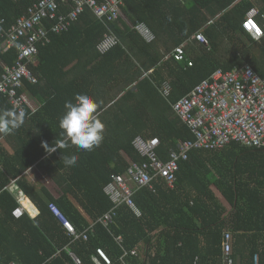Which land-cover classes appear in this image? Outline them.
I'll return each instance as SVG.
<instances>
[{
  "label": "trees",
  "instance_id": "trees-1",
  "mask_svg": "<svg viewBox=\"0 0 264 264\" xmlns=\"http://www.w3.org/2000/svg\"><path fill=\"white\" fill-rule=\"evenodd\" d=\"M36 1L0 0L6 26ZM258 2L256 21L263 30L258 40L241 27L253 7L249 0H124L123 17L106 21L85 8L67 30L50 31L49 41L38 43V62L30 66L38 81H24L37 110L30 114L26 108L24 124L9 134L13 153L0 142V264H76L70 253L80 264H95L97 248L111 264H223L225 229L231 232L234 261L239 257L240 264H252L257 254L264 264V147L231 142L222 149L193 150L180 162L173 189L158 181L155 192L134 193L139 215L121 204L107 226L96 221L113 206L103 191L110 175L126 170V158L144 160L132 145L135 137H157L164 160L179 140L193 138L170 102L218 68L249 63L264 77V0ZM138 24L153 34L151 41L142 37ZM44 25L51 26L45 20ZM109 30L118 43L100 53L96 46ZM197 31L206 45L192 39L185 46L186 61L165 59ZM16 56L13 47L1 50L0 72ZM164 81L171 86L169 100L157 89ZM77 93L98 101L103 141L91 151L70 146L47 153L42 145L60 139L64 102ZM6 108L11 106L3 99L0 110ZM72 154L78 155L77 164L66 166L64 157ZM29 168L43 184L54 181L56 193L42 185L43 199L27 186L22 174ZM12 180L38 209L36 217L12 215L19 206ZM50 204L77 232L86 230L87 239L74 240ZM133 249L136 255L130 254Z\"/></svg>",
  "mask_w": 264,
  "mask_h": 264
},
{
  "label": "built area",
  "instance_id": "built-area-1",
  "mask_svg": "<svg viewBox=\"0 0 264 264\" xmlns=\"http://www.w3.org/2000/svg\"><path fill=\"white\" fill-rule=\"evenodd\" d=\"M123 3L124 0H101L100 3L97 0H37L28 7L25 14L9 26H6V19L0 16V51L13 47L17 54L13 64L4 67L0 72V107L3 99H6L11 107L19 106L24 111L27 108L30 114H33L37 108L26 94L24 81L30 84L38 81L30 69L31 65L38 62V43L48 42L50 31L60 33L67 30L85 8L96 17L105 18L106 21L123 17L121 10ZM59 6L66 10L65 14L61 8L59 11ZM258 15L257 8H250L241 24L243 30L254 40L263 36V30L256 21ZM261 16L264 19V13ZM44 20L51 24L48 26L49 30L45 28ZM136 29L146 41L153 39V34L144 24H138ZM192 39L207 44L201 31H197L187 41L174 47L165 59L173 57L175 61H186L185 46ZM117 43L118 39L109 30L96 48L100 53H104ZM187 64L191 66L192 62L189 60ZM157 89L169 100L171 94L169 81L162 82ZM170 106L175 116L189 129L193 138L179 140L175 148L168 149L167 159L164 160L158 153L160 141L157 137H135L132 145L144 160L139 163L128 159V166L124 172L110 175V180L103 191L113 206L99 217L97 222L107 226L115 216V208L121 204L127 205L139 215L133 201L134 193L141 188L155 192L158 181L173 189L180 162L187 160L193 150L222 149L231 142L244 147H264V77L259 76L249 63L226 71L216 69L187 94L175 102H170ZM23 198L18 190L16 199L19 206L12 211V215L19 218L27 212L30 217H36L37 213L23 206ZM50 210L61 219L64 228L74 240L87 239L86 230L77 232L54 204H50ZM222 236L223 264H234L231 257L230 230L225 229ZM117 240L121 241L120 238ZM130 254L136 255L137 251L133 249ZM70 255L76 264H80V260L73 253ZM92 259L95 264H111L110 259L100 248L96 249V255ZM252 264H259L257 254L253 256Z\"/></svg>",
  "mask_w": 264,
  "mask_h": 264
},
{
  "label": "clouds",
  "instance_id": "clouds-1",
  "mask_svg": "<svg viewBox=\"0 0 264 264\" xmlns=\"http://www.w3.org/2000/svg\"><path fill=\"white\" fill-rule=\"evenodd\" d=\"M99 103L87 93H77L71 100H66L58 119L60 139L53 144L43 143L47 153L75 146L78 149L91 151L98 147L104 138V124L99 119ZM27 113L13 106L0 110V134L8 135L19 129L25 121ZM78 155L64 157L66 166H75Z\"/></svg>",
  "mask_w": 264,
  "mask_h": 264
},
{
  "label": "crops",
  "instance_id": "crops-1",
  "mask_svg": "<svg viewBox=\"0 0 264 264\" xmlns=\"http://www.w3.org/2000/svg\"><path fill=\"white\" fill-rule=\"evenodd\" d=\"M250 2L253 3V7L255 8H259V2L258 0H249ZM243 20V19H242ZM189 44V43H188ZM0 142L2 143V145L8 150L9 153H13L14 147H15V141L14 139L8 134L6 136H0ZM128 159V158H126ZM33 168V167H32ZM34 169H27L22 175L26 180L27 186H29L35 193H37L38 195H40L43 199H45V195L43 194V191L41 189V186L44 185L47 189H49L52 194L56 193V184L54 183V181H52L51 179H44V184L40 181V179L36 176V174L33 172ZM16 184V187H15ZM11 188L14 189V195L15 197L17 196V191L19 190L22 195H23V200L26 199L28 201V203L31 205L30 210L34 211L35 214L37 213L38 209L32 204V202L30 201L29 198H27V196L24 194V192L21 190L20 187H18L17 183H15V180L11 181ZM23 206H25L23 204ZM26 207V206H25ZM29 208V207H28ZM81 213L85 216V218L90 222L91 224V219L90 217L83 211H81ZM241 260L239 257H237L234 261V264H240ZM258 263H259V259H258Z\"/></svg>",
  "mask_w": 264,
  "mask_h": 264
},
{
  "label": "bare ground",
  "instance_id": "bare-ground-1",
  "mask_svg": "<svg viewBox=\"0 0 264 264\" xmlns=\"http://www.w3.org/2000/svg\"><path fill=\"white\" fill-rule=\"evenodd\" d=\"M23 204L26 206V207H31V205L28 203V201L26 199L23 200ZM61 214V213H60ZM56 216V215H55ZM58 217V216H57ZM60 219V218H59ZM61 220V219H60Z\"/></svg>",
  "mask_w": 264,
  "mask_h": 264
},
{
  "label": "rangeland",
  "instance_id": "rangeland-1",
  "mask_svg": "<svg viewBox=\"0 0 264 264\" xmlns=\"http://www.w3.org/2000/svg\"><path fill=\"white\" fill-rule=\"evenodd\" d=\"M199 42H200V41H199ZM200 43H201V44H204V41H201ZM127 160H128V159H127Z\"/></svg>",
  "mask_w": 264,
  "mask_h": 264
}]
</instances>
